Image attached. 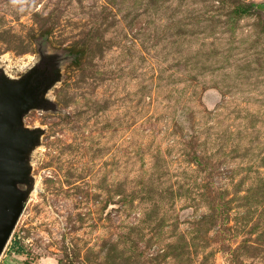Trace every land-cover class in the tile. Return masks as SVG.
<instances>
[{
  "label": "rangeland",
  "instance_id": "rangeland-1",
  "mask_svg": "<svg viewBox=\"0 0 264 264\" xmlns=\"http://www.w3.org/2000/svg\"><path fill=\"white\" fill-rule=\"evenodd\" d=\"M45 63L0 264H264V0H0V72Z\"/></svg>",
  "mask_w": 264,
  "mask_h": 264
},
{
  "label": "water",
  "instance_id": "water-1",
  "mask_svg": "<svg viewBox=\"0 0 264 264\" xmlns=\"http://www.w3.org/2000/svg\"><path fill=\"white\" fill-rule=\"evenodd\" d=\"M51 66L31 68L17 80L0 72V256L23 210L31 184L27 155L38 144L40 130L23 125V116L46 104L43 94L56 80Z\"/></svg>",
  "mask_w": 264,
  "mask_h": 264
},
{
  "label": "trees",
  "instance_id": "trees-1",
  "mask_svg": "<svg viewBox=\"0 0 264 264\" xmlns=\"http://www.w3.org/2000/svg\"><path fill=\"white\" fill-rule=\"evenodd\" d=\"M15 248H16V251H17L18 254L23 253V248H22V246H16Z\"/></svg>",
  "mask_w": 264,
  "mask_h": 264
}]
</instances>
